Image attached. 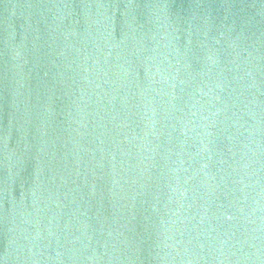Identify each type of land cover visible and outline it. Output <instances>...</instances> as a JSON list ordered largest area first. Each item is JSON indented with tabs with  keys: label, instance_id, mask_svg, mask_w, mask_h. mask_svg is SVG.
<instances>
[{
	"label": "water",
	"instance_id": "95a60500",
	"mask_svg": "<svg viewBox=\"0 0 264 264\" xmlns=\"http://www.w3.org/2000/svg\"><path fill=\"white\" fill-rule=\"evenodd\" d=\"M0 264H264V0H0Z\"/></svg>",
	"mask_w": 264,
	"mask_h": 264
}]
</instances>
